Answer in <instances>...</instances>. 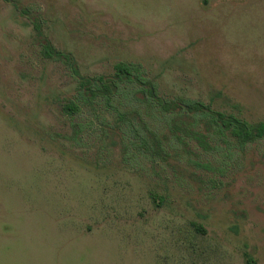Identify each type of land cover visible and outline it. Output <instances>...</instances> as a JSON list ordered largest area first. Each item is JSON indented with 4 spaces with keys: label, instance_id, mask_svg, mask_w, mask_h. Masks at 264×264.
Returning a JSON list of instances; mask_svg holds the SVG:
<instances>
[{
    "label": "rangeland",
    "instance_id": "374dc122",
    "mask_svg": "<svg viewBox=\"0 0 264 264\" xmlns=\"http://www.w3.org/2000/svg\"><path fill=\"white\" fill-rule=\"evenodd\" d=\"M13 1L26 12L0 0V264H264V138L176 120L133 83L83 97L30 20L82 75L123 63L164 99L254 124L264 0Z\"/></svg>",
    "mask_w": 264,
    "mask_h": 264
},
{
    "label": "trees",
    "instance_id": "16d2710c",
    "mask_svg": "<svg viewBox=\"0 0 264 264\" xmlns=\"http://www.w3.org/2000/svg\"><path fill=\"white\" fill-rule=\"evenodd\" d=\"M13 5L22 13L25 8L13 0ZM35 38L40 42L44 56L60 60L66 64L78 80V89L83 97L100 96L108 102L116 94L122 83H133L136 85L134 97L140 101L152 100L159 109L165 113H173L176 120L194 119L195 122H203L205 126L218 134H228L233 137L236 143L243 146L249 142L264 138V122L248 124L232 113L213 109L209 104H204L192 99L167 100L156 94L155 85L150 80H141L132 75L130 69L123 63L115 65V73L97 76H86L78 71L77 62L71 52L55 49L51 42L44 36L40 20L37 16L30 17ZM69 113L77 111L74 103L64 105ZM201 230V229H200ZM246 262H248L247 255Z\"/></svg>",
    "mask_w": 264,
    "mask_h": 264
}]
</instances>
